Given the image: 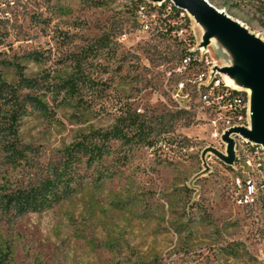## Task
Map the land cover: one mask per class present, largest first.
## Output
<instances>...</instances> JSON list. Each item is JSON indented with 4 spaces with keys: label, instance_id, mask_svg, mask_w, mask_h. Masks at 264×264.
Returning a JSON list of instances; mask_svg holds the SVG:
<instances>
[{
    "label": "rangeland",
    "instance_id": "374dc122",
    "mask_svg": "<svg viewBox=\"0 0 264 264\" xmlns=\"http://www.w3.org/2000/svg\"><path fill=\"white\" fill-rule=\"evenodd\" d=\"M216 3L264 41L257 0L231 11ZM140 5L155 14L149 29ZM173 6L171 0L2 1L0 77L15 87L20 72L37 80L40 89L20 92L41 98L47 110L27 105L18 120L23 158L8 162L0 134V193L38 182L79 135L112 127L125 111L167 119L180 111L167 79L205 25ZM180 28L181 35L173 34ZM104 35L111 50L87 55ZM216 41L226 44L221 38L209 44L222 64L228 55ZM79 68L78 90L56 96L55 85ZM226 121L193 112L173 121L162 144L112 140L109 155L91 168L82 165L85 186L73 197L19 216L0 209V264H264V196L251 201L246 186L264 175V147L248 153L247 138L231 132L235 157L225 160L232 159L225 133L251 128L247 119Z\"/></svg>",
    "mask_w": 264,
    "mask_h": 264
},
{
    "label": "trees",
    "instance_id": "16d2710c",
    "mask_svg": "<svg viewBox=\"0 0 264 264\" xmlns=\"http://www.w3.org/2000/svg\"><path fill=\"white\" fill-rule=\"evenodd\" d=\"M96 5L104 4L105 0H90ZM216 3L214 0H209ZM231 0L218 1L219 6L225 7L228 11L232 6L238 7L246 0H233V5H229ZM260 4L257 7L264 15V0H257ZM161 6H166L163 3ZM179 14L182 9L173 6ZM161 7V11H162ZM193 42V37H190ZM111 50L110 36L104 35L96 45L91 46L87 55L97 57L101 51ZM187 49L184 50L182 56ZM37 58V57H36ZM81 69L70 75L62 83L55 85V94L60 95L63 91L75 93L78 90V81L84 79L81 76ZM20 86H13L0 77V134L6 139L4 145L7 152L8 162H14L18 158H23L26 151L18 138L17 122L25 112L27 105L42 112H46V103L38 96L28 92L21 94L20 90L25 88L40 89V83L32 78L25 77L20 72ZM23 86V87H22ZM235 93H244L243 89H234ZM191 114L187 111H177L166 117H142V115L125 111L116 123L104 130H92L82 133L69 146L63 150V156L59 161L53 163L48 173L38 182L19 187L13 190H5L0 193V209L5 213L16 216L28 212H43L60 204L79 193L85 186L84 175L81 167L84 165L91 168L95 163L101 161L111 153L112 140H118L124 145L133 142L148 144H162L166 139L170 126L176 118ZM155 135V136H154ZM154 136V137H152ZM248 149L254 151L255 146L248 144Z\"/></svg>",
    "mask_w": 264,
    "mask_h": 264
},
{
    "label": "built area",
    "instance_id": "2783aa9c",
    "mask_svg": "<svg viewBox=\"0 0 264 264\" xmlns=\"http://www.w3.org/2000/svg\"><path fill=\"white\" fill-rule=\"evenodd\" d=\"M2 1L0 0V4ZM138 12L144 17L141 20L144 28L149 29L151 22L148 16L155 14L148 13L146 5H140ZM184 31V28H180L172 32L181 35ZM201 41L202 38L199 43L190 45L173 73H169L167 81L171 85V97L177 103L178 110L194 112L197 118L202 113L203 115L217 113L220 118L225 117L226 123L229 124L232 120L243 123L242 121L247 119L250 122L251 94L246 90L245 94L235 93L234 89L239 88L228 84L227 75L221 71L223 65L213 57L210 45H201ZM248 144L255 146L254 151L262 146L248 139L243 140L248 153L254 152L248 149ZM246 186L251 201H255L259 194L264 196V175L260 183L248 180Z\"/></svg>",
    "mask_w": 264,
    "mask_h": 264
},
{
    "label": "water",
    "instance_id": "95a60500",
    "mask_svg": "<svg viewBox=\"0 0 264 264\" xmlns=\"http://www.w3.org/2000/svg\"><path fill=\"white\" fill-rule=\"evenodd\" d=\"M162 1V0H159ZM174 5L195 16L205 25L201 45L207 46L214 35L226 44L216 41L228 55V65L221 71L234 78L235 83L252 88L250 97L251 128L234 127L227 131L224 139L228 141V151L234 159V140L231 132H239L248 140L264 146V41L252 33L243 23L219 8L209 0H171ZM230 48V49H229ZM233 50L236 55L232 53ZM245 90V89H243Z\"/></svg>",
    "mask_w": 264,
    "mask_h": 264
},
{
    "label": "bare ground",
    "instance_id": "6f19581e",
    "mask_svg": "<svg viewBox=\"0 0 264 264\" xmlns=\"http://www.w3.org/2000/svg\"><path fill=\"white\" fill-rule=\"evenodd\" d=\"M193 17L196 19L195 16H193ZM217 37H218V35L216 34L212 38H217ZM227 81H228L229 85H231V86H233L235 88L245 89L252 95L253 91H252V88L250 86L244 87L242 84H237V83H235L234 78L231 77V76H228V75H227Z\"/></svg>",
    "mask_w": 264,
    "mask_h": 264
},
{
    "label": "crops",
    "instance_id": "0c3cea01",
    "mask_svg": "<svg viewBox=\"0 0 264 264\" xmlns=\"http://www.w3.org/2000/svg\"><path fill=\"white\" fill-rule=\"evenodd\" d=\"M221 65H223V66L228 65V62L224 61Z\"/></svg>",
    "mask_w": 264,
    "mask_h": 264
}]
</instances>
